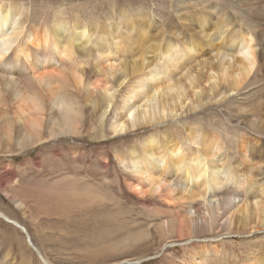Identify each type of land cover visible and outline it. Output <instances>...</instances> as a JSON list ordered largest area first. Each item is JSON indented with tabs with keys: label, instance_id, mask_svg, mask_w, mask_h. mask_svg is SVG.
I'll use <instances>...</instances> for the list:
<instances>
[{
	"label": "rangeland",
	"instance_id": "374dc122",
	"mask_svg": "<svg viewBox=\"0 0 264 264\" xmlns=\"http://www.w3.org/2000/svg\"><path fill=\"white\" fill-rule=\"evenodd\" d=\"M3 1L22 9L26 30L46 26L56 16L90 27L113 25L124 33L141 23L148 28V35H159L166 40L184 36L202 40L194 36L200 32L196 18L206 20L207 31L216 30L222 24L233 36L258 37L260 29L264 28V0ZM258 39L261 42L264 35ZM255 49H258L256 44ZM151 56L147 57L149 62L153 60ZM205 57H208L207 50ZM94 60L93 56L86 58L76 54L58 66L80 67L83 84L89 79L87 91L93 92L95 98L106 88L114 94L113 105L103 119L105 138H97L100 111L82 102L85 91L78 95L82 116L77 133L50 137L47 127L54 125L56 116L49 115L47 109L40 113L41 141L24 150L18 149L17 143L24 130L30 132L26 123L14 125L8 140L0 127V211L17 209L9 196H46L51 206L45 216L37 214V220L32 222L18 209L17 217L29 233V241L49 264H191L201 247L217 248L216 253L209 254L203 261L207 264H242L251 254L264 252V227L243 228L236 217L229 231H217L207 237L180 238L172 234L170 228L171 234L168 233L163 223L173 224L171 216H176L174 212L180 204L168 206L157 197L134 195L128 188L130 177L118 163V155H126L132 148L138 152L140 143L154 133L161 136L169 132L183 138L188 132L198 131L203 135L213 132L222 145L221 156L244 172L247 166H242L239 148L241 143L246 145L248 155L244 159L250 165L251 177L244 179L245 184L264 182V59L260 72L234 91L218 83L213 93L204 82L205 86L199 88L200 102L194 110L189 107L173 122L120 136H112L108 128L132 79L97 73ZM25 80L16 78L14 87L24 88ZM11 108L9 101L3 107L0 105V115L13 117ZM31 116L36 117V114L28 110V116L22 121H28ZM19 127L23 128L22 132L18 131ZM82 189L83 194L89 190L93 196L82 199ZM40 202L26 200L28 213ZM15 230L20 232L18 228ZM10 233L0 227V264L25 261L42 264L26 236L24 242L29 251L23 241Z\"/></svg>",
	"mask_w": 264,
	"mask_h": 264
},
{
	"label": "bare ground",
	"instance_id": "6f19581e",
	"mask_svg": "<svg viewBox=\"0 0 264 264\" xmlns=\"http://www.w3.org/2000/svg\"><path fill=\"white\" fill-rule=\"evenodd\" d=\"M196 23L200 32L194 36L200 41L190 36L175 40L151 36L141 23L124 33L117 26L90 27L80 22L69 23L60 16L46 26L26 30L22 9L0 0V105L3 107L9 101L13 109V117L0 115L3 137L8 140L14 125L26 123L30 132L24 130L18 149L40 142V113L45 109L49 115L56 116L54 125L47 127L50 137L77 133L82 116L78 95L85 91L82 102L100 111L97 138H105L103 119L113 105L114 94L106 88L95 98L93 92L87 91L89 79L83 84L80 67L58 66L76 54L95 57L97 73L132 79L108 128L112 136L173 122L185 109L194 110L200 102L199 88L204 82L213 93L218 83L234 91L260 72L264 40L260 42L258 37L264 35L263 27L258 37H242L233 36L226 25L207 31L205 19L196 18ZM216 41L220 42L219 46ZM149 55L153 56L151 62ZM16 78L26 79L24 88L14 87ZM28 110L36 117L23 122ZM18 131L22 132L23 128L19 127ZM245 146L241 143L239 148L242 166H247L245 172L221 156L222 145L213 132L206 135L188 132L183 138L169 132L161 136L154 133L140 143L138 152L132 148L128 154L118 155V163L130 177L128 188L134 195L157 197L168 206L180 204L174 212L176 216H171L173 224L163 223L168 233L186 239L207 237L217 231H229L233 217L243 228L264 227V182L245 184L244 179L251 177L250 165L245 162L248 155ZM88 192L83 194L82 189L81 198L93 196ZM14 203L21 207L20 202ZM41 204L45 209L50 205ZM0 217L9 220L2 212ZM9 221L29 237L24 227ZM26 241L42 264H49L29 238ZM216 249H197L192 262L207 264L203 261L216 253ZM242 264H264V252L251 254Z\"/></svg>",
	"mask_w": 264,
	"mask_h": 264
},
{
	"label": "crops",
	"instance_id": "0c3cea01",
	"mask_svg": "<svg viewBox=\"0 0 264 264\" xmlns=\"http://www.w3.org/2000/svg\"><path fill=\"white\" fill-rule=\"evenodd\" d=\"M10 198H12L13 199V203L14 202H20V205H21V207L20 208H17V209H14L15 211H10V212H2V211H0V212H2L3 214H5L6 215V217L9 219V220H12V221H15V222H17V224H19V225H21V226H23L24 224H22L21 223V221L19 220V218L17 217V214H19L20 213V211L19 210H21L22 211V213L24 214V215H27V216H25V218L26 219H28L29 221H32V222H35V220H37L36 218H35V216L37 215V214H39V216L40 217H42V215L43 216H45V213H47L48 211H49V207L51 206V204L50 205H48L47 204V208L45 209L44 207H42V204H41V202H40V200H44L45 198H46V196H19V195H14V196H9ZM28 199H32V201H38V202H40V204H38L37 206H35V210H32L30 213H28V211H29V208L24 204V202H26V200H28ZM49 201L48 200H46L45 199V202L44 203H48ZM50 203V202H49ZM14 205H15V203H14ZM19 209V210H18ZM43 212V213H40V212ZM47 215V214H46ZM9 220H6L5 218H3V217H0V227H3V228H5L6 230H9V232H11L10 234H12V233H14L18 238H19V241H21V243H22V241L24 242V238H25V235L23 234V236H22V234L19 232H17V230H15L16 228H15V226H13L11 223H10V221ZM21 220H22V218H21ZM22 222H24L23 220H22ZM39 224V223H38ZM25 228V227H24ZM25 230L27 231V229L25 228ZM28 233V232H27ZM29 234V233H28ZM5 237V236H4ZM9 237V236H8ZM20 238H23V239H20ZM24 245L27 247L26 248V251H29V246L28 245H26V243L24 242ZM39 252V251H38ZM40 253V252H39ZM35 255V254H34ZM40 255L42 256V254L40 253ZM36 256V255H35ZM37 257V256H36ZM37 259H38V257H37ZM23 264H28V262H23Z\"/></svg>",
	"mask_w": 264,
	"mask_h": 264
}]
</instances>
